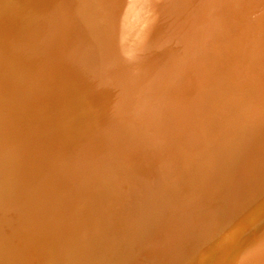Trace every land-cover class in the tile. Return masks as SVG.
I'll use <instances>...</instances> for the list:
<instances>
[{
	"label": "bare ground",
	"instance_id": "6f19581e",
	"mask_svg": "<svg viewBox=\"0 0 264 264\" xmlns=\"http://www.w3.org/2000/svg\"><path fill=\"white\" fill-rule=\"evenodd\" d=\"M155 2L0 0V264H264V71H171Z\"/></svg>",
	"mask_w": 264,
	"mask_h": 264
},
{
	"label": "rangeland",
	"instance_id": "374dc122",
	"mask_svg": "<svg viewBox=\"0 0 264 264\" xmlns=\"http://www.w3.org/2000/svg\"><path fill=\"white\" fill-rule=\"evenodd\" d=\"M157 2H155V3H158V4H156L157 6H159V7H157V8H160L161 6H162V8L161 9H163V10H159L157 13H162V14H164L165 15V17L166 18H169L168 16H170V21H169V23H168V19L166 20L167 21V25H171V26H167V25H163L162 23V25L163 26H159L160 28L159 29H161L162 30V28H163V30H166L165 28H167V27H170V29L168 28L167 30L168 31H165V32H167V33H165L164 31H160V32H162V34L163 35H165L164 37H160L161 39H164V40H159L158 41V39H157V41L156 40H153V42H151V43H153V44H150V45H155V46H153L152 47V49L154 50V52H156V55L155 56H157V54H158V56L155 58V59H160L161 57H163L164 59H162V60H164V62H166V63H168L170 66H171V71H183L184 70V72L186 71V70H188V71H190V72H187V74L189 73H191V76L192 77H195L194 78V80L195 81H197L199 84H206L205 82H208V83H210V82H212V83H214L215 82V84H217L218 82H220L221 80H219L218 82H216V80H218V77H220L219 75H222L223 76V78H224V75H225V78H228L229 80H230V82H229V84H228V86H229V88H230V90H232L233 91V89H236L237 88V86L239 85V83L243 80V78L245 77L244 75H246V74H249V72H251V71H264V44H263V42H264V39H263V37L262 36H264V25H262L263 24V19H264V8L261 10V8L264 6L263 4V2H264V0H262V1H260V0H258L260 3V5L261 6H257V3H258V1L257 0H243V2L242 1H238V0H228V2L229 1H231V2H229L230 3V5H233V6H235L234 8H233V6L230 8V6H229V4H228V7L226 6L225 8H222V6L224 5H226L228 2L225 0V1H223V0H216L217 2H214V0H212L213 2H210L211 0H206V4L205 3H199V2H202L201 0H196L195 2H194V0H192V2L190 1V0H186V1H190V2H186V1H183V2H180L179 0H173V2L172 1H170V3H169V5H167L168 3H167V1L165 0V3L163 2V3H160V5H159V2H162L163 0H156ZM159 1V2H158ZM169 1V0H168ZM182 1V0H181ZM205 0H203V2H204ZM235 1V2H234ZM238 1V2H237ZM254 1V3H255V1H256V5L254 4H252L251 2H253ZM174 2L176 3V5L177 4H179L178 6H175L174 7ZM185 2V3H184ZM218 2H222V5H221V3H218ZM251 4H250V3ZM261 2L263 3V4H261ZM191 3H193L192 5H191ZM211 4V6H216L215 8H214V6H213V8L211 9V10H213V12L211 11L210 12V15H206L205 16V14H209V13H206V11H208V10H204V9H206L205 7H203V6H208V8L207 9H209L211 6H209V4ZM213 3V4H212ZM215 3H217V5L215 4ZM224 3H226V4H224ZM238 3H240V6H239V4ZM243 3V5H241ZM171 4H173V5H171ZM184 4V5H183ZM186 4L188 5V7L187 8H185L186 7ZM194 4H199V6H201L202 5V8L201 7H199L198 5L197 6H195L196 7V11H198L197 10V8H200V10H199V12H196L195 11V8L193 7L194 6ZM205 4V5H204ZM250 4V5H249ZM258 4V5H259ZM220 5V6H219ZM245 5L246 6H250V7H252V8H248L247 7V9L245 8ZM167 6H169V7H167ZM223 6V7H224ZM240 7V13H239V7ZM241 6H242V8H241ZM257 6V7H256ZM164 7V8H163ZM172 7H173V9H172ZM193 7V8H192ZM218 7V8H217ZM167 8H169V9H172V10H174V9H181V11L183 12H181V11H172V10H169V9H167ZM226 9V11L227 12H225V10H222V9ZM256 8V9H255ZM257 8H258V10H257ZM143 9V8H142ZM147 9H151V8H144V12H142L141 10L140 11H138V15L137 16H142V20H143V18H145V20H147V22H149V19H151V18H153V17H155V16H152L153 14H152V12L154 13V11H156V10H158V9H154V7H152V9L150 10V12L151 13H145V12H149V10L147 11ZM153 9H154V11H153ZM164 9H166V10H164ZM190 9V10H189ZM202 9V10H201ZM221 10L222 12H220V11H218V10ZM229 9H231L233 12H234V10H235V12H236V9H237V13H236V15H234V13H232L231 11H230V13H232L234 16H236V17H238L239 15H241L242 14V16L240 17L239 16V18L238 19H236V17H234L231 21H227V19H229V18H231V16H230V13L228 12V10ZM242 10H244L243 12H242ZM248 10V11H247ZM254 10H256L255 12H254ZM172 11V12H171ZM194 11V13L192 14V12ZM204 11V12H203ZM215 11V12H214ZM216 11H218V12H220L219 14L218 13H216ZM252 11H253V13H254V15H253V13H252ZM260 11V12H259ZM262 11V12H261ZM167 12H169V13H167ZM180 12V15H178V13ZM190 12V14L188 15H184V14H186V13H189ZM201 12H202V14H201ZM209 12V11H208ZM224 12L225 13H227V14H225V16L226 15H229L230 17H226V18H224L223 17V19H224V21H223V19L221 20V18L219 17V19H220V21H216V20H219L218 18H216V17H218V15L220 16H224ZM170 13L172 14V15H170ZM174 13H176V15L174 14ZM212 13H214V17L212 16ZM222 13V14H221ZM229 13V14H228ZM255 13H256V18L257 17H259L260 16V13H261V17H259L258 18V20H259V22L260 23H262V24H259L258 25V21L256 20V18L254 19V17H255ZM257 13H258V15H257ZM262 13H263V15H262ZM148 14V15H147ZM192 14V15H191ZM196 14H198L199 16L200 15H202V16H200L199 18H197L196 20L197 21H195L194 20V22H195V25H194V23L192 24V23H190V22H193V20H191L190 19V17H192V19L194 18L193 16H195ZM217 14V15H216ZM247 14V15H246ZM145 15V16H144ZM151 15V16H150ZM168 15V16H167ZM178 15V16H177ZM183 15V16H182ZM250 15H253V16H250ZM147 16H148V18H147ZM177 16V17H176ZM179 16H181V17H179ZM188 16H190V17H188ZM248 16H249V18H248ZM150 17V18H149ZM179 17V18H178ZM182 17H184V18H182ZM210 17H212V21H211V19H210ZM233 17V16H232ZM245 17V18H244ZM177 18V19H176ZM185 18H187V19H185ZM196 18V17H195ZM201 18V19H200ZM205 18V19H204ZM213 18H216V19H213ZM241 18V19H240ZM172 19L174 20V21H176L177 20V22H179L180 20H182L181 21V23H178L177 24V22H175V26L174 25H172V23L174 24V21L173 22H171L172 21ZM188 19H190V20H188ZM236 19V20H235ZM244 19H246V23L244 22ZM261 19V20H260ZM142 20H140L139 19V21H137V22H135V24H139V22H143V24L144 23H146L145 21H142ZM189 22H188V21ZM199 20V21H198ZM211 21V23H209V21ZM213 20L216 22H213ZM234 20H235V22H234ZM241 20V21H240ZM251 20V21H250ZM253 20H255V21H253ZM184 21V22H183ZM202 21H206V22H204V23H206V24H208V25H210V26H208V25H205V24H200ZM222 21V22H221ZM229 23H227V22ZM237 21H239V22H237ZM253 21V22H252ZM208 22V23H207ZM224 23V25L223 24H219V23ZM232 24H236V23H238V24H236L238 27H242V26H244V28L246 27L247 29H244V28H241L242 30H243V32L241 31V29H240V31L242 32H239V29L237 30L238 31V34L239 35H237L236 33H237V31H236V29L238 28H236V26H235V28L233 27V25L231 26V23ZM242 23V24H239V23ZM244 22V23H243ZM248 22V23H247ZM252 22V23H251ZM256 22H258L257 24H256ZM183 23H190L189 25H192V26H196V28H194V27H191V26H189V27H187V25L186 24H183ZM203 23V22H202ZM180 24L181 25H185L187 28H185L184 26V28H182V27H180V29H178L179 31H177L176 29H177V27L178 26H180ZM202 25V26H199V25ZM212 24H215V25H217V26H215V25H212ZM252 26H251V25ZM257 26H256V25ZM145 25H147V26H144V25H142L143 27H144V31H147V29H151V28H148V27H150L149 25L150 24H148V23H146ZM153 25V24H152ZM219 25V26H218ZM226 25H230V26H228L229 27V30L228 31H230V32H232V29L234 28L235 29V31H236V33L234 32V34H232V33H229L228 31H227V29L228 28H224V27H222V26H225L226 27ZM240 25V26H239ZM249 27H253L254 29H257L258 31H256L255 32V30L253 31V29H251V28H248L247 26ZM141 26V25H140ZM165 26H167V27H165ZM174 26V27H173ZM222 27V29L223 30H225V31H227V32H225V31H223V30H221L220 28L218 29V27ZM256 26V27H255ZM259 26H262V28L261 27H259ZM147 27V28H146ZM198 27V28H197ZM199 27H201V29H199ZM207 27V29H205ZM259 27V28H258ZM174 28V29H173ZM179 28V27H178ZM189 28V30H187L188 31V33L189 32H194V30H198L199 29V31H196V35L194 36V34L195 33H193V34H188V35H186V32H184L186 29H188ZM209 28V29H208ZM232 28V29H231ZM261 28V29H260ZM146 29V30H145ZM190 29H192V30H190ZM194 29V30H193ZM250 30V31H252V32H249V31H246V30ZM172 30H173V32H172ZM216 30H220L222 33L220 34H218L217 35V32H220V31H217L216 33H215V31ZM174 31H176V32H178V33H176V35H175V32ZM184 32V34L188 37H190V39H188V40H186V39H184L183 40V38L184 37H186L185 35H183L182 33ZM234 31V30H233ZM245 31L247 32V33H245ZM179 32H182V33H179ZM241 33V34H240ZM245 33V35H243ZM249 33V34H248ZM253 33H254V35H253ZM258 33H262V34H258ZM235 34L237 35V37H234L235 36ZM167 35H171V37L170 36H167ZM179 35V36H178ZM190 35H192V38H191V36ZM197 35H198V37H197ZM209 35H211V36H209ZM234 35V36H233ZM242 35H243V37H244V41H243V38H242ZM250 35V36H249ZM257 35H259L260 37L258 38V36ZM174 36H175V38H174ZM238 36H240V37H238ZM245 36H247V38L245 37ZM252 36V37H251ZM253 36H254V38H256L255 40H252V38H253ZM166 37H169V38H166ZM177 37V38H176ZM183 37V38H182ZM188 37V38H189ZM193 37H195L197 40H194L195 38H193ZM248 37H250L251 38V41H250V38H249V40H247L248 39ZM171 38V39H170ZM174 38V39H173ZM232 38L234 39V41L232 40ZM238 38H240V40L238 39ZM253 38V39H254ZM261 38V39H260ZM180 39V41H182V43H180L178 40ZM192 39V40H191ZM258 39H260L259 41H261V40H263V42H261V44H260V42H258L257 43V41L256 40H258ZM206 40H211L210 42L208 41V42H205ZM214 40H215V42H216V45L217 46H219V47H221L222 49L220 50L219 48H213L211 45H214L213 43H214ZM222 40H223V43L224 42H228V43H226L227 45H223V43H222ZM237 40H239V42L237 41ZM156 41V42H155ZM162 41V42H161ZM188 41V42H187ZM192 41V42H191ZM196 41V42H195ZM218 41V42H217ZM229 41H231V42H229ZM235 41H237L238 42V47H236L237 45H236V42ZM247 41V42H246ZM172 42H175V44H173ZM176 42L178 43V44H176ZM212 42V44H210ZM233 42H235L234 44L236 45V46H234V44L232 45V43ZM155 43V44H154ZM159 45H158V44ZM162 43L165 45V46H163V47H161L160 45H162ZM166 43V44H165ZM188 43V44H187ZM218 43H219V45H218ZM229 43H231V44H229ZM251 43V44H250ZM253 43H254V45H253ZM257 43V44H256ZM167 44H169L168 46H167ZM183 44V46H180V45H182ZM194 44V45H193ZM205 44H210L209 46H207V48L206 47H204L205 46ZM246 44H248V45H246ZM177 45V46H176ZM216 45H214V47H217ZM244 45V46H243ZM159 46V47H158ZM167 46V47H166ZM179 46V47H178ZM186 46V47H185ZM232 46H234V48H232ZM253 46H255V47H253ZM212 47V49H213V53L211 52V50L212 49H210ZM228 47V49H226ZM240 47V48H239ZM245 47V48H244ZM156 48H159V49H162V50H156ZM164 48V49H163ZM167 48H169V51L171 52V53H173V55H171V54H168V50H167ZM170 48H173L172 50H170ZM179 48L180 49H182L183 51L180 53V51L181 50H179ZM186 48V49H185ZM200 48L202 49V50H200ZM203 48H205V49H203ZM230 48V49H229ZM242 48H244V49H246L245 51H244V49H242ZM249 48V49H248ZM250 48H253V49H250ZM166 49V50H165ZM192 49V50H191ZM209 49V50H208ZM216 49V50H215ZM219 49V50H218ZM238 50V49H241V50H238V52H239V54H238V52L236 51V50ZM255 49V50H254ZM200 50V51H199ZM214 50H215V52L216 53H220L223 57L227 54L226 52L228 51V56H230V57H228V56H225L226 57V59H221L222 61H224V62H222V63H220V61H218V59L219 58H221V56H219L220 54H218V56H215V52H214ZM250 50V51H249ZM252 50H254V51H252ZM262 50V51H261ZM199 51V52H198ZM204 53H203V52ZM223 51H225L224 53H225V55H223L222 53H223ZM237 52V54H235L236 52ZM247 51V52H246ZM256 51V52H255ZM159 52H161V54H163L162 56H161V54H159ZM169 52V53H170ZM184 52H186V55H184L185 53ZM190 52V53H189ZM199 53L198 54V56L199 55H201L200 57H202V53H203V55H205V57H202V58H207V59H205V60H200V59H202V58H200L199 57V59L197 58V57H195L197 54H195V53ZM206 52H211L210 54H208L209 56H211V57H209L207 54H206ZM233 52H235L234 54H233ZM259 52V53H258ZM167 53V54H166ZM245 53V54H244ZM261 53V54H260ZM195 54V55H194ZM229 54H231V55H229ZM242 54V56H239V55H241ZM253 54V55H252ZM263 54V55H262ZM161 57H160V56ZM165 55V56H164ZM217 55V54H216ZM238 55V56H237ZM243 55H245V56H243ZM255 55V56H254ZM260 55V56H259ZM262 55V56H261ZM169 57V58H165V57ZM171 56V57H170ZM175 58V56L177 57V58H175V59H172L173 57ZM184 56V57H183ZM194 56V58H192ZM207 56V57H206ZM219 57V58H216L215 59V57ZM237 57V59H236V57ZM247 56V57H246ZM213 57V58H212ZM240 57V58H239ZM260 57L262 58V59H260ZM209 58V59H208ZM211 58V59H210ZM231 58H233V59H231ZM191 59H194L193 61L191 60ZM215 59L216 61L214 62L213 60ZM228 59H230V60H228ZM245 59V60H244ZM250 59V60H249ZM260 59V60H259ZM196 60V61H195ZM220 60V59H219ZM226 60H228L227 62H225ZM239 60V61H238ZM242 60H243V62H242ZM254 60V61H253ZM178 61V62H177ZM198 61H203L202 63H201V65H203V64H206L207 63V65H206V68L205 67H203V66H205V65H203V66H201L200 67V69L196 66V65H198V66H200L199 64H197L198 63ZM261 61H262V63H261ZM186 62H188V63H186ZM190 62H192L193 63V65H195V66H193L192 65V63H190ZM208 62H210L211 64H208ZM212 62H214L215 64L217 63V62H219V63H217V66L215 65V64H212ZM236 62H238V63H236ZM185 63V64H184ZM225 63V64H224ZM234 63V64H233ZM257 63V64H256ZM175 64V65H174ZM191 64V65H190ZM218 64H220V65H218ZM228 64V65H227ZM232 65V66H229V65ZM242 64H244L243 66H242ZM179 65H180V67H179ZM186 67H185V66ZM208 65L210 66V67H208ZM215 67V68H213V66ZM223 65H224V67H223ZM225 65L226 66H228V67H226V69H225ZM238 65V66H237ZM241 65V66H240ZM175 66V67H174ZM190 66V67H189ZM253 66V67H252ZM178 67V70H173V68H177ZM203 67V68H202ZM212 67V68H211ZM222 67V68H221ZM234 67V68H233ZM181 68L183 69V70H181ZM187 68V69H186ZM189 68H191L190 70H189ZM198 68V69H197ZM207 69V72H206V70H202V69ZM212 69L211 71H209L208 69ZM224 68V69H223ZM235 68H236V70H235ZM243 68V69H242ZM194 69V70H193ZM216 69H218V70H216ZM220 69V70H219ZM230 69H233V70H230ZM237 69H239V71H237ZM255 69V70H254ZM262 69V70H261ZM193 70V71H192ZM230 72H229V71ZM244 70V71H243ZM203 72V71H205L203 74L204 75H201L202 73H198V74H196L197 72ZM216 71V72H215ZM225 71H227V72H225ZM233 71V72H232ZM208 72H210V74H213V75H209L208 74ZM211 72H213V73H211ZM217 72H219L220 74H216ZM221 72H224V73H221ZM230 73V75H228L227 76V74H229ZM236 72H238V73H236ZM241 72V73H240ZM243 72V73H242ZM214 73H215V75H214ZM226 73V74H225ZM236 73V74H235ZM196 75V76H193V75ZM206 74V75H205ZM238 74V75H237ZM240 74V75H239ZM198 75H200V76H198ZM236 75H237V78H236ZM202 76L204 77L203 79H201V81H203V82H201L200 80H198V78L200 79V77L202 78ZM208 76H210V77H208ZM213 76V77H212ZM217 76V77H216ZM230 76H232L231 78H230ZM211 77H212V79H211ZM207 78H209V81H207L208 79ZM216 78V79H215ZM221 78V77H220ZM219 78V79H220ZM224 78V79H225ZM197 79V80H196ZM222 79V78H221ZM223 80V79H222ZM228 80V81H229ZM234 80V81H233ZM237 80V81H236ZM227 81V82H228ZM196 82V83H197ZM221 83H223L224 85L223 86H226V83H225V81L223 82H221ZM232 83H234V85H232ZM198 84V85H199ZM214 84V85H215ZM219 84V83H218ZM231 85V86H230ZM199 86H201V85H199ZM202 88H200V90H201ZM214 90H215V88H214ZM216 118V117H215Z\"/></svg>",
	"mask_w": 264,
	"mask_h": 264
}]
</instances>
